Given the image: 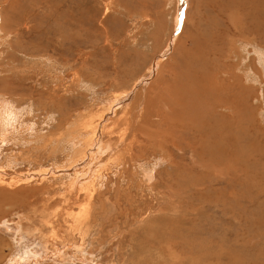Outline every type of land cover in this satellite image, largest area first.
<instances>
[{
    "label": "rangeland",
    "instance_id": "rangeland-1",
    "mask_svg": "<svg viewBox=\"0 0 264 264\" xmlns=\"http://www.w3.org/2000/svg\"><path fill=\"white\" fill-rule=\"evenodd\" d=\"M228 8L0 0V264H264V27ZM194 71L242 88L235 161L182 153L159 106L152 140L131 131L142 95Z\"/></svg>",
    "mask_w": 264,
    "mask_h": 264
},
{
    "label": "bare ground",
    "instance_id": "bare-ground-1",
    "mask_svg": "<svg viewBox=\"0 0 264 264\" xmlns=\"http://www.w3.org/2000/svg\"><path fill=\"white\" fill-rule=\"evenodd\" d=\"M210 1L216 5L218 12L223 17H225V19L228 18V20L230 19L232 21L233 17L231 14L228 13L229 12L228 7L233 6V7H237L239 9L240 14L242 16L247 17L250 15L252 17H255V22H256L254 24L255 27H257V28H259L260 26L264 27V0H210ZM253 4H255L254 7H252ZM214 24L216 25V23H214ZM1 31L2 30L0 29V34H1ZM243 32L244 31L240 29L237 34L241 35ZM222 35L223 34L213 35L212 37L209 38V40H207V44H209V43L212 44L210 42L212 39H213L214 44H216L217 40L222 38ZM203 43H205V42L203 41ZM188 73H190V72H188ZM188 77H190V75ZM173 80H174V82H172L169 86H166V89H165V93L167 94L166 97L155 96L154 99L150 100V99H147V97L149 95L148 91L146 93L142 92L145 94L144 95L141 94L142 95L141 102L140 103L137 102V103L139 104L138 108L142 107L145 110V113L143 114V117H141V115L139 117H137L136 114L133 115V119L141 117L140 118L141 121H138L137 124L135 123L134 127L130 125L131 131L133 133L134 132H136V133L140 132L141 134H139V135L143 136L142 138H145V139L150 138V140H152L156 136V134L147 129L148 126H151V125L147 126V121L149 120L150 115H152L151 110H153L154 107L159 106L158 107L159 110L157 111V114L160 111L161 114H163L162 118L168 119V116H171L176 121V123L170 122V124L167 125V128L165 127L166 130H168V129L172 130L173 128H175V129H178L179 132H181L182 134L186 135V137L189 136L190 138L193 139V140H187L182 145L176 146V148L180 149V151H182V153H184L186 150H190L192 152H195L196 154L198 152V155H196V154H194V155H196V157L200 158V161L202 160V163L207 162V161L211 160L213 157H216L218 155L222 158L229 155L233 159V161H235L238 157L237 156L238 153L241 154V151L237 150L238 153L236 155L234 149L239 145L238 143H240L241 138H243V137H241V134H237V132L241 133V124H243L242 109H241L242 105L239 103V98H238L240 96V93L242 90L241 86L239 85V82L234 79L231 84L226 83L224 81H220V82H223L222 85H215L212 82V79H210L209 77L206 78L205 76L204 77L199 76V73L197 71H194L193 75H191V77L189 79H173ZM174 83L176 86L173 85ZM229 90H230V92H229V96H228V94H226V91H229ZM124 97L125 96L119 98V101L118 100L116 101L115 106H119L121 104L123 106L127 105L124 103H126L128 100H125ZM128 97H129V95H128ZM2 98H4V97H0V105H1L0 108L2 110V113H6L7 111L5 112V110H4L5 100H3ZM164 107L167 108V110ZM133 108L135 109L136 106H134ZM176 110H179V112H177ZM136 111H137V109H136ZM222 111H226V113H228V111L231 112L229 114L230 118L232 119V120H230L231 122L228 120V117H229L228 114L224 113V115L228 116L227 118L223 117L221 115V114H223ZM16 115H17V117H19L18 114L12 115V113H11V115L9 114L8 116H5V117H7L9 120L10 119L15 120ZM129 115H128V117H129ZM124 117H125V115H124ZM126 119H127V117H126ZM102 120H105V119H102ZM108 121H109L108 123H110V120H108ZM149 122H148L149 124H152L151 123L152 120ZM106 123H107V121H106ZM173 123L176 124L175 127H174ZM90 124H91V122H90ZM112 125H113V123H112ZM84 126H85V124H84ZM124 126H125V124H124ZM87 127L89 128V126H87ZM103 127L101 129L102 131L104 129ZM114 128H116V127L114 126ZM134 128L138 131L134 130ZM151 128H153V127H151ZM85 130L87 131V128ZM89 131H90V129L88 130V132ZM110 131H107V132H110ZM113 131H115V130L113 129ZM92 132H93V130H92ZM94 132H93V136L97 138L98 136L94 135V134H97V132H95V133ZM245 132H247V131H245ZM98 133H99V130H98ZM157 133L163 134V132H161L159 130H157ZM100 134L103 135L102 132ZM243 134H248V133H243ZM246 136L247 135H245V137ZM90 137L92 138V136H90ZM99 137L97 138V140H98V141H96L97 143L98 142L100 143ZM70 138H71V136H70ZM81 140H83V139H81ZM244 140H245V138H243V141ZM89 142L90 141H88V143ZM106 143H104V144L102 143L103 145H105V149H106V145H107ZM97 146H98V144H97ZM243 146L245 147V145H243ZM107 147H109V146H107ZM99 148H100V146L98 147V149ZM102 149L105 150L104 148H102ZM103 150L100 152H103ZM106 151H109V148ZM250 151H249V153H250ZM76 153H81V155L88 154L85 151L81 152V150L79 152L76 151ZM103 154H105V153H103ZM247 154H246V156H247ZM93 155H94V153H93ZM84 156H86V155H84ZM86 157H89V156H86ZM239 165H240V162H239ZM232 166H234V163L232 164ZM151 179H152V174L149 172L145 173L144 180L145 181L147 180V182L150 183ZM90 180H92V179H90ZM94 187L96 188V186H94ZM93 190H95V189L93 188ZM90 193H91V191H90ZM193 193H194V191H193ZM228 208H229V206H228ZM223 209H225V208H223ZM226 210H227V208H226ZM228 210H230V209H228Z\"/></svg>",
    "mask_w": 264,
    "mask_h": 264
}]
</instances>
